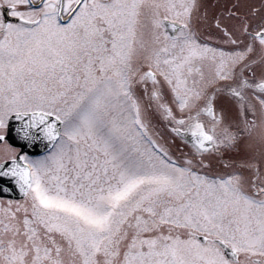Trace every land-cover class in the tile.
<instances>
[{
	"label": "snow or ice",
	"instance_id": "obj_1",
	"mask_svg": "<svg viewBox=\"0 0 264 264\" xmlns=\"http://www.w3.org/2000/svg\"><path fill=\"white\" fill-rule=\"evenodd\" d=\"M215 7L0 0V264H264V3Z\"/></svg>",
	"mask_w": 264,
	"mask_h": 264
},
{
	"label": "rangeland",
	"instance_id": "obj_2",
	"mask_svg": "<svg viewBox=\"0 0 264 264\" xmlns=\"http://www.w3.org/2000/svg\"><path fill=\"white\" fill-rule=\"evenodd\" d=\"M208 5H217V7L210 9L212 11V14H216L218 11H220V6L224 4H231L234 2V0H209V1H204ZM241 3L245 6L244 10H247L248 6H255V7H260L262 3H264V0H241Z\"/></svg>",
	"mask_w": 264,
	"mask_h": 264
},
{
	"label": "water",
	"instance_id": "obj_3",
	"mask_svg": "<svg viewBox=\"0 0 264 264\" xmlns=\"http://www.w3.org/2000/svg\"><path fill=\"white\" fill-rule=\"evenodd\" d=\"M11 195L14 196L15 198H19L18 191H14Z\"/></svg>",
	"mask_w": 264,
	"mask_h": 264
},
{
	"label": "flooded vegetation",
	"instance_id": "obj_4",
	"mask_svg": "<svg viewBox=\"0 0 264 264\" xmlns=\"http://www.w3.org/2000/svg\"><path fill=\"white\" fill-rule=\"evenodd\" d=\"M204 1H209V0H204ZM219 1V0H218ZM211 12V14L213 13L212 11H210ZM220 11H218L217 13H219ZM216 13V14H217ZM212 15H215V14H212ZM179 142V141H178Z\"/></svg>",
	"mask_w": 264,
	"mask_h": 264
}]
</instances>
